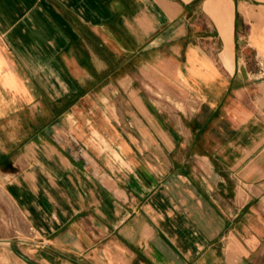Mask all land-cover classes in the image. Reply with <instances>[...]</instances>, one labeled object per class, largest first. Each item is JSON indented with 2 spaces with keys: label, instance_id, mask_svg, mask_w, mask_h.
Instances as JSON below:
<instances>
[{
  "label": "crops",
  "instance_id": "obj_1",
  "mask_svg": "<svg viewBox=\"0 0 264 264\" xmlns=\"http://www.w3.org/2000/svg\"><path fill=\"white\" fill-rule=\"evenodd\" d=\"M30 233L264 264V0H0V249Z\"/></svg>",
  "mask_w": 264,
  "mask_h": 264
},
{
  "label": "rangeland",
  "instance_id": "obj_2",
  "mask_svg": "<svg viewBox=\"0 0 264 264\" xmlns=\"http://www.w3.org/2000/svg\"><path fill=\"white\" fill-rule=\"evenodd\" d=\"M254 56L255 52L250 48L248 53V64L251 67L255 66L257 63ZM12 241L13 242L9 246L10 248L7 250L11 252L9 255L4 254V251L0 249V264H88L82 258H72V260H70L63 258L57 253L54 254L52 250L46 248L41 249V244H38L36 242L37 240L33 239L31 233L29 235L28 246H25L23 250L20 248L19 241L17 239L14 238ZM52 255H54L55 257H60L61 260L53 262L52 260L47 259V256ZM64 255L68 258V255L66 253H64ZM260 262L261 259L259 263ZM262 263H264L263 259Z\"/></svg>",
  "mask_w": 264,
  "mask_h": 264
}]
</instances>
